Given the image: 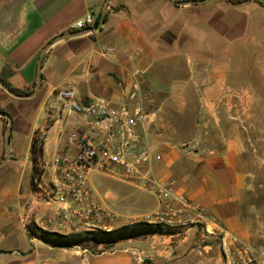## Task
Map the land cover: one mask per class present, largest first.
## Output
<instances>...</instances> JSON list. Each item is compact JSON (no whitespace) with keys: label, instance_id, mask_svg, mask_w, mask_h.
<instances>
[{"label":"crops","instance_id":"crops-1","mask_svg":"<svg viewBox=\"0 0 264 264\" xmlns=\"http://www.w3.org/2000/svg\"><path fill=\"white\" fill-rule=\"evenodd\" d=\"M105 3L0 0V73L9 66L10 84L33 93L44 47L56 37L76 31V23L90 9L102 13ZM259 60L264 61V0L238 4L210 0L181 6L171 0H111L100 31L55 43L44 57L40 92L31 98H17L4 90L8 97L0 101L2 110L4 106L18 108L11 114L12 134L25 122L33 124L27 158L21 159L15 152L17 140L12 141L11 134V158L0 167V264L136 261L134 253L117 256L104 254L108 250L100 254L82 247L56 248L30 234L32 224L62 234L88 229L85 218L79 216L76 227L66 226L62 221L67 211H55L63 206L45 201L62 182L55 160L77 153V146L69 142L74 132L101 145L119 130L117 123L70 113L60 97L67 86L74 88L83 103L102 102L114 109L127 105L132 111L136 106L128 95L138 88L147 118L138 126L135 146L137 150L148 148L152 155L145 175L170 184L173 192L186 196L197 208L176 221V226L182 227L176 234L130 239L118 245L137 243L139 252L152 264H229L225 254L229 236L257 242V228L264 217L257 193L259 174L264 171V125L256 119L264 115L256 106L264 100L263 78L261 82L256 78L262 76ZM22 102L26 108L20 110ZM3 119L1 162L6 156L7 121ZM37 132L44 133L41 167L47 172L34 185L31 145ZM91 175V191L78 206L88 209L95 204L113 212L111 206L119 197L108 194L110 206L97 199L102 188L98 181L92 184ZM124 182L143 192L134 195L138 207L160 209L147 187ZM92 224L115 227L113 218ZM194 224L213 233L219 228L227 236L220 240L206 236L203 242L204 236L197 235Z\"/></svg>","mask_w":264,"mask_h":264},{"label":"built area","instance_id":"built-area-1","mask_svg":"<svg viewBox=\"0 0 264 264\" xmlns=\"http://www.w3.org/2000/svg\"><path fill=\"white\" fill-rule=\"evenodd\" d=\"M98 16L96 10L90 9L89 13L76 23L74 30L94 27ZM105 50L109 52L110 49ZM60 97L70 113L87 119L93 118L97 122L110 121L119 124V130L110 134L109 140L101 145H93L86 137L80 136L77 132L72 133L69 142L77 146V153L56 158L55 164L62 174L61 186L55 193H48L45 201L50 205L61 204L67 211L64 215L65 221L62 223L66 226H74L78 223L76 217L79 216L85 218L84 225L88 228L87 230L114 229L101 228L92 224L94 220L99 222L106 218L114 219L115 216L109 211L95 204L88 209H81L78 206L81 198L91 191L89 178L95 171H108L134 186L143 185L156 196L160 209L139 221L176 226V221L182 215L197 210L186 196L173 192L170 184L156 182L145 175L151 164L152 155L148 148L137 150L135 146L138 141V126L144 124L147 118L142 108L138 88L128 95V100L136 106L133 111L127 105L114 109L102 102L83 103L77 99L76 91L72 86L64 88L60 92ZM69 203H73L75 207H70ZM216 232L223 238L227 236L225 231L219 228ZM229 241L230 245L225 250V254L230 259L229 264H264V245L257 246L244 242L236 236H229Z\"/></svg>","mask_w":264,"mask_h":264},{"label":"rangeland","instance_id":"rangeland-1","mask_svg":"<svg viewBox=\"0 0 264 264\" xmlns=\"http://www.w3.org/2000/svg\"><path fill=\"white\" fill-rule=\"evenodd\" d=\"M260 64V74L262 75L260 77L256 76V78H258V81L261 82V78H263L264 81V61H260L258 62V67ZM254 72H257V70H254ZM250 85V83H249ZM260 85H263L262 83H260ZM263 87V86H262ZM1 93H3V96H0V101L4 100L5 97H8V94H6L4 92V90H1ZM256 106L263 112L264 114V100H259L257 101ZM3 110L7 113H9L10 115L14 114V112L17 111V106L13 105V106H4L2 107ZM26 108V103L22 102V106L20 108V110L25 109ZM19 112V110H18ZM258 120V124L260 125H264V115H259L256 118ZM26 120V119H25ZM4 119L2 117H0V153L2 150V123H3ZM6 121L8 122V120L6 119ZM254 127V126H253ZM258 127H261L258 125ZM254 130V129H253ZM253 136H255V131L252 132ZM54 135V131L51 133L50 137L52 138ZM33 136V124H29L28 122L24 123L23 127H18L15 128V131L12 134V141H16L17 140V148L15 150V152H19V156L21 157V159L27 158L28 153L30 151V144H31V139ZM261 136V135H260ZM259 136V138H260ZM44 137V133L40 132L38 135L39 139H43ZM256 137V136H255ZM1 162V161H0ZM42 168V167H41ZM43 169V168H42ZM46 169H44L43 173L46 174ZM101 173V172H100ZM103 175H99V174H92L91 175V182L92 184L95 185V182L98 181V187L100 186L102 189V193L100 195H96L97 199H100L103 203L107 204L110 206V201L109 199L106 197L108 194L113 196V195H117L119 197V200L116 202V204L114 206H111V209L113 210V212H111L115 218H114V223H115V227L117 228L119 227L118 224H124V223H133L135 221H139L140 219H143L144 217H146L147 215H153L155 211H151V210H147V209H142L140 207H138L135 204L134 200V195H142V191H140L138 188L136 187H130L128 185H125L124 181H121L120 178H115V175H111L108 171L107 172H103ZM9 176V174H8ZM47 177V176H46ZM118 177V176H116ZM258 178V189H257V193H258V201H259V206L260 208H262L264 206V171L262 173L259 174ZM96 178V179H95ZM61 186V184H60ZM59 186V187H60ZM123 187H125L126 189H124L123 191ZM126 199H129L130 201L126 202ZM53 205H58V207H60L61 205H59L58 203H53L51 204ZM56 212H61L64 213L66 210L62 209L61 207L55 210ZM259 226L257 228L258 230V235H259V240L257 242H255L254 244L259 246V245H264V217L260 218L259 221ZM197 225L196 231H197V235L200 236L203 235L204 237L202 238L203 242H206V236H214L217 239L220 240V235L218 233H213L210 232V230H208L207 228L205 229L204 227H202L201 224H194L192 226ZM78 226V225H77ZM71 227H76V226H71ZM180 227V226H179ZM182 227H180L179 229L181 230ZM87 230V229H86ZM45 231V230H44ZM134 246V247H133ZM133 247V248H130ZM126 252H130V253H134V256L136 258V261L134 264H145L146 259L145 255L142 254L141 252H139L138 250V244H120L117 245L115 247H113L112 249L105 251L104 254H113V255H122V253H126ZM95 253H102L103 251H101V249L97 248L95 249Z\"/></svg>","mask_w":264,"mask_h":264},{"label":"trees","instance_id":"trees-1","mask_svg":"<svg viewBox=\"0 0 264 264\" xmlns=\"http://www.w3.org/2000/svg\"><path fill=\"white\" fill-rule=\"evenodd\" d=\"M230 3L238 4L248 0H227ZM260 1V0H257ZM102 13L99 14L98 19L94 27H97L101 21ZM107 21V16H106ZM41 54V53H40ZM12 74V69L9 66L3 68L0 73V80L9 87L13 92L18 94H31L32 91H21L16 89L10 84L9 78ZM0 110H2L0 108ZM4 111V110H2ZM8 122L4 128L6 132ZM39 132L36 133L32 145L31 155L34 165V176L33 183L41 178L43 174L42 158L44 152V137L43 139L38 138ZM179 226H172L167 223H150L147 221H139L133 224H127L114 228L111 230L105 229H91L84 230L77 233L62 234L58 232L44 231L38 226L32 224L29 226V231L32 236L38 237L43 240L46 244L56 248H73L82 247L92 250L95 253V249L100 246L104 247V250H110L121 242L138 239L146 236L153 235H172L180 231ZM145 264H152L151 260H146Z\"/></svg>","mask_w":264,"mask_h":264},{"label":"water","instance_id":"water-1","mask_svg":"<svg viewBox=\"0 0 264 264\" xmlns=\"http://www.w3.org/2000/svg\"><path fill=\"white\" fill-rule=\"evenodd\" d=\"M173 3H175L176 5H189V4H196V3H207L210 0H186V1H179V0H171ZM110 2L111 0H106L104 9L102 11V17H101V21L99 23V25L97 27H90L87 29H83V30H76V31H71L68 34L65 35H60L59 37H56L53 41H51L50 43H48L44 49L42 50L40 57H39V61H38V76H37V86L36 89L33 93L31 94H27V95H23V94H18L16 92H13L9 87H7L1 80H0V87L5 90L7 93H9L10 95L17 97V98H31L34 97L35 95H37L41 88H42V68H43V62H44V57L46 55V53L49 51V49L57 42L61 41V40H65V39H70V38H75V37H80V36H84V35H88L91 33H95L97 31H100L103 27V25L106 22V16H107V11L110 7ZM0 117L5 118L8 120V126L5 132V146H6V156L5 159L0 162V167H2L3 165H5L11 158V134H12V130H13V119L12 116L5 112L0 110Z\"/></svg>","mask_w":264,"mask_h":264}]
</instances>
